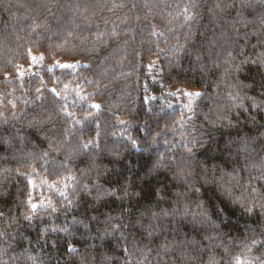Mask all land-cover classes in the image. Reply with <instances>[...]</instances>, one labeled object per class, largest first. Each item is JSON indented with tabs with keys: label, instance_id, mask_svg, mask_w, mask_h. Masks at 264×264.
Here are the masks:
<instances>
[{
	"label": "trees",
	"instance_id": "16d2710c",
	"mask_svg": "<svg viewBox=\"0 0 264 264\" xmlns=\"http://www.w3.org/2000/svg\"><path fill=\"white\" fill-rule=\"evenodd\" d=\"M0 264H264V0H0Z\"/></svg>",
	"mask_w": 264,
	"mask_h": 264
}]
</instances>
